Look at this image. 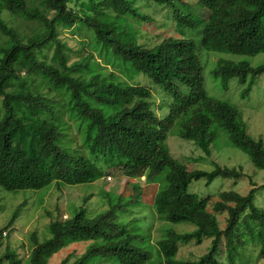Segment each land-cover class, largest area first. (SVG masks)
<instances>
[{
	"label": "trees",
	"instance_id": "16d2710c",
	"mask_svg": "<svg viewBox=\"0 0 264 264\" xmlns=\"http://www.w3.org/2000/svg\"><path fill=\"white\" fill-rule=\"evenodd\" d=\"M71 1L73 7H69ZM95 1L40 0L38 7L33 0H0V188L38 191L59 183H92L102 177L98 161L129 176L145 173L150 182L163 174L153 201L155 214L173 224H192L195 230L185 234L165 231L156 242V264H223L222 254L234 263L238 250L244 248V237L258 245V256L264 261V210L254 205V186L245 196L223 191L199 198L189 192L194 181L204 180L209 186L216 178L238 180L243 176L241 168L188 171L171 157L167 146L168 135L177 126L179 138L208 154L215 138L212 124L216 123L227 135L229 146L264 171V140L246 132L233 106L206 94L197 51L236 56L264 52V0H210L208 18L202 22L179 0H153L171 9L178 34L153 47L140 45L126 31L116 30L114 22L119 17L145 18L129 0ZM81 6L87 10H80ZM4 11L32 27L20 30L7 23L2 18ZM77 23L93 34V52L102 56L108 50V56L127 75L142 74L159 85L171 98L167 113L157 116L147 87L102 73L92 53L70 63L63 32ZM212 74L224 89L236 79L246 86L242 90L245 97L255 80L264 76V63L253 67L247 61L219 58ZM30 79L37 84L31 86ZM96 106L117 111L106 118ZM70 120L77 122L79 133L82 130L79 148L69 135ZM133 190L129 197L102 196L106 210L93 217L87 216L85 207L89 195L72 217L64 215L48 223L46 240L40 239L37 230L29 234L30 253L25 260L18 259L9 246L0 264L5 260L7 264H47L54 254L78 242L91 244L72 262L68 254L59 264H97L96 258L105 264H152L154 255L148 249L152 245L133 225L136 220L119 221L120 215L140 204L142 189ZM223 213L221 228L216 215ZM204 238L212 239L207 253L189 261L176 257L181 244H199ZM1 240L0 230V244Z\"/></svg>",
	"mask_w": 264,
	"mask_h": 264
},
{
	"label": "rangeland",
	"instance_id": "374dc122",
	"mask_svg": "<svg viewBox=\"0 0 264 264\" xmlns=\"http://www.w3.org/2000/svg\"><path fill=\"white\" fill-rule=\"evenodd\" d=\"M98 1L96 0L95 3ZM129 1L136 8L137 12L145 18L142 20L131 16L117 18L114 26L118 32L125 33L126 31L138 44L145 47H153L167 37L178 35L169 7L159 6L153 0ZM179 1L189 6L190 10H187V12L193 13L198 22L205 21L208 18L210 0ZM39 3L40 0H33V6L40 7ZM74 4V1L69 2V7H73ZM176 4L179 5V2L176 1ZM79 8L80 10H87L85 6ZM2 18L7 23L17 26L20 30L32 27L31 24L24 23L5 11L2 12ZM75 26L63 32V40L67 48L70 49V63L77 61L83 54L92 53L102 73L116 76L128 84L147 87L151 91V102L157 116L162 117L167 113L166 104L171 101V98L162 91L159 85L153 83L142 74L135 72H128V75L133 74L129 77L127 70L121 68L116 62H113L111 56H108V53H110L108 50L105 53L103 52L102 56H100V52H93L91 48L92 42L90 41L93 34L90 31L87 32L80 23H77ZM195 33L197 32H193L192 34ZM189 36L192 35L189 34ZM194 38L196 39L198 36ZM197 51L202 65L206 94L233 106L242 118L246 132L254 139L262 138L264 140V76L258 77L249 94L243 97L242 90L246 86L242 87L236 79H232L229 81L228 87L224 89L220 80L212 74L219 58L235 62L243 60L249 62L251 66L256 67L264 63V52L255 56H236L228 53L206 52L199 48ZM106 56H108V60H105ZM111 63L114 64L112 65ZM30 83L31 86H35L37 80L30 79ZM30 83H28V86H30ZM62 102L65 103L63 100ZM96 107L103 111L106 118L117 111L115 107ZM76 123L75 120L67 121V125L70 124L73 127L69 131V135L74 142L73 146L79 148L82 146V130L80 133L77 131ZM211 129L215 138L209 148V153L206 154L194 143L179 138L177 135L178 127L175 126L167 138V146L171 157L183 163L188 171L201 170L211 172L219 166L221 168H234L236 170L241 168L243 176L238 180L216 178L209 186L205 185L204 180L194 181L189 187V192L197 195L199 198L207 196L215 197L223 191H235L245 196L254 186L256 188L254 205L264 210V171L255 168L245 153L229 146L227 135L216 123L212 124ZM83 155H85L84 151ZM96 165L101 170L102 177L92 183L78 185L59 183L57 187L50 185L38 191L8 192L0 188V230L2 231L0 258L7 254L6 248L10 246L11 250H15L18 259L25 260L30 253L29 234L33 230H37L40 239L46 240L49 237L47 231L48 223L64 215L67 218L72 217L81 206L82 201L88 198L89 195H91V198L88 199L85 207L87 208V216L93 217L106 210V204L102 202V196H108L109 198H118V195L129 197L134 193V187H141L142 189L140 204L134 207L131 213L120 215L119 221L129 223V221L136 220L133 225H136L140 232L144 233V236L147 235V241L150 240V244L152 245L148 247L154 255L152 264H156L155 259L158 255L156 253V242L163 237L165 231L174 230L177 233L185 234L195 230V226L192 224H173L158 218V215L155 214L153 201L155 194L163 183V174L155 181L150 182L146 180L145 173L129 176L125 173L122 174L120 169L113 165L104 164L99 161L96 162ZM107 176H110L112 180L107 181ZM216 217L220 227L223 228L226 213L216 215ZM131 224L132 222H130ZM7 226L9 228H6ZM4 233H6V236H4ZM243 240L245 241L244 248L238 250L234 263H228L225 260L226 255L222 254L220 260L223 264H264V261L258 256V245L249 237H244ZM211 241V238H204L199 244L193 241L181 244L176 257L184 261L196 260L208 252ZM90 244L91 242L70 244V247H66L67 249L63 248L54 254L47 264H59L61 259L68 254L72 255L70 258V262H72L75 257L81 256L85 247ZM95 263L105 264L104 260L98 258H96ZM4 264H7L6 260Z\"/></svg>",
	"mask_w": 264,
	"mask_h": 264
},
{
	"label": "clouds",
	"instance_id": "9594fccd",
	"mask_svg": "<svg viewBox=\"0 0 264 264\" xmlns=\"http://www.w3.org/2000/svg\"><path fill=\"white\" fill-rule=\"evenodd\" d=\"M108 177L112 180V178H111L110 176H107V177H106V180H107V181H111V180H108ZM4 234H6V233H4Z\"/></svg>",
	"mask_w": 264,
	"mask_h": 264
},
{
	"label": "built area",
	"instance_id": "2783aa9c",
	"mask_svg": "<svg viewBox=\"0 0 264 264\" xmlns=\"http://www.w3.org/2000/svg\"><path fill=\"white\" fill-rule=\"evenodd\" d=\"M108 180H111V179L108 177Z\"/></svg>",
	"mask_w": 264,
	"mask_h": 264
}]
</instances>
